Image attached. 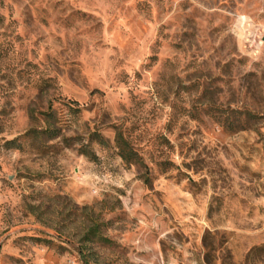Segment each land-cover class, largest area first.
I'll list each match as a JSON object with an SVG mask.
<instances>
[{
	"label": "rangeland",
	"instance_id": "obj_1",
	"mask_svg": "<svg viewBox=\"0 0 264 264\" xmlns=\"http://www.w3.org/2000/svg\"><path fill=\"white\" fill-rule=\"evenodd\" d=\"M0 264H264V0H0Z\"/></svg>",
	"mask_w": 264,
	"mask_h": 264
},
{
	"label": "trees",
	"instance_id": "obj_2",
	"mask_svg": "<svg viewBox=\"0 0 264 264\" xmlns=\"http://www.w3.org/2000/svg\"><path fill=\"white\" fill-rule=\"evenodd\" d=\"M76 106H79V104L77 102H73ZM77 111H79V108L77 109ZM51 113L49 112L48 114H46L47 116H49ZM251 117L253 118H258L257 115L253 114ZM48 132V131H47ZM46 132V133H47ZM53 137H59L58 134H53ZM91 138L101 144H105L104 139L102 138L101 134L97 131L93 132L91 134ZM65 141H69L66 140ZM116 143L118 148L121 151V156L122 158L126 161V162H137L138 163V158H135L137 156V152L135 150H133L129 144V142L127 141V139L125 138V136L123 135L122 132H118L117 137H116ZM79 152L81 155L87 157L88 159L92 160V161H96L97 160V156L96 154L90 150L88 145H83L79 148ZM100 239H104V238H100Z\"/></svg>",
	"mask_w": 264,
	"mask_h": 264
}]
</instances>
